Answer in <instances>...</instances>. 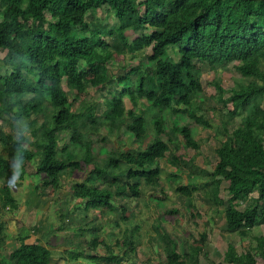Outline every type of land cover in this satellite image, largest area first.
Returning <instances> with one entry per match:
<instances>
[{
  "label": "trees",
  "instance_id": "trees-1",
  "mask_svg": "<svg viewBox=\"0 0 264 264\" xmlns=\"http://www.w3.org/2000/svg\"><path fill=\"white\" fill-rule=\"evenodd\" d=\"M0 2V51L5 52L1 61L5 68L0 74V121L8 116L14 123L30 119L27 133L33 139L28 141L24 136L26 130L22 129L15 137L12 127L8 133L0 132V149L4 153H0V178L12 171L10 159L23 170L26 163L38 158L35 172L44 176L45 187L55 189L63 172L77 173L82 171V165H92L83 182L71 186L72 197L83 201L86 210L115 212L112 204L116 199L140 196L141 182L158 184L159 161L170 151L169 145L176 143L175 148L199 150L193 130L181 125V121L189 119L204 129H213L214 136L222 140L214 151L217 160L206 177L209 181L198 182L193 173L188 177L189 184L177 185L174 191L185 199L188 209L193 194L201 191L214 208L224 207L228 233H236L240 239L250 237L255 242L252 249L242 253L229 243L223 263L211 264H258V259L264 264V237L251 235L255 227L264 224V73L259 67L264 58V0ZM105 6L116 21L113 25L96 18V11ZM129 31L136 35L132 40L126 36ZM109 48L114 52L107 51ZM146 49L150 54L137 66L115 80L108 78L113 54L133 58ZM195 62L213 70L233 64L242 80H252L237 83L229 91L215 83L216 101L231 106L226 108L225 119L219 125L214 126L199 112L204 104L202 74ZM63 81L78 94L89 87L108 85L110 98L105 101L100 124L93 112L88 119H80L84 112L71 110L62 89ZM125 99L131 104L130 109L126 108ZM141 101L147 103L149 110L158 111L152 119L154 136L148 142V121L142 116L145 112H136ZM195 104L196 109H192ZM164 111L178 120H173L174 132L167 139L162 138ZM37 117L42 120L40 124ZM236 118L239 122L234 125ZM82 121H88L94 131L106 127L111 133L124 128L141 148L134 152L111 151L103 164H98L93 141L79 130ZM64 133L69 135V143L60 147ZM71 145L83 154L71 150ZM172 160L176 162L175 157ZM193 160L181 163L188 169ZM122 165L125 167L120 168ZM169 178L178 179L175 174ZM223 183L227 185L226 200L220 197ZM0 206L10 211L17 209L8 185L0 188ZM4 237V224L0 221V264H50L48 246L26 244V237H20L18 248L4 258ZM161 239L168 238L162 235ZM207 240V233L200 234L188 253H178L166 241V264H199ZM97 243L96 239L90 241L93 248ZM126 253L106 255L99 260L122 261ZM77 255L72 259H77Z\"/></svg>",
  "mask_w": 264,
  "mask_h": 264
},
{
  "label": "rangeland",
  "instance_id": "rangeland-1",
  "mask_svg": "<svg viewBox=\"0 0 264 264\" xmlns=\"http://www.w3.org/2000/svg\"><path fill=\"white\" fill-rule=\"evenodd\" d=\"M2 6L3 3L0 2V21L2 19ZM96 18L103 24L109 22L113 25L116 22L108 13L106 6L96 11ZM90 19L91 16H88V20ZM73 34H75L74 30ZM126 36L132 40L136 35L129 31L126 32ZM107 51L111 53L114 52L111 48L107 49ZM148 54H150L149 49H146L142 54L135 55L133 58H131L130 55L115 56V54H113L114 58L108 65V78L115 80L119 76L124 75L130 68L137 66L140 61H143L144 56ZM4 56L5 52L0 51V74L5 68L1 64ZM171 58L177 60V56L175 55H172ZM195 64L202 74L201 100L204 101V104L200 105L202 110L199 112L214 126L219 125L225 119V112L227 109H230L231 106H224L216 101L217 89L215 88V83H218L225 91H229L235 88L237 83L243 82V84H246L252 80H242L240 75L234 70L233 64L215 70L211 69L206 64H200L198 62H195ZM259 67L260 71L264 73V58H262ZM111 84L112 83L109 85L111 86ZM62 89L67 94L71 110L74 112H84L80 115V119H88L91 115L90 113L93 112L95 121H97L98 124L101 123L103 112L106 110L104 105L105 101L110 98L108 85H102L98 88L89 87L85 93L78 94L74 90L68 89L63 81ZM124 102L127 109L132 107L128 100L125 99ZM196 105L197 104H195L192 109H196ZM148 108L145 101H141L136 106V112L144 111L145 114L142 116L148 121L147 139L145 142H148L154 136L152 119L158 114L157 110H149ZM163 114L166 115V125L164 126V135L162 138L167 139L170 137V133L174 132L172 126L173 120H178L177 118H171L168 111H164ZM37 118L42 122L40 117ZM29 122L30 119L23 118L17 123H14L11 117L8 116L3 122L0 121V130L4 133H8L10 131L9 129L12 127L14 137L18 135L21 129L26 130L24 136L29 141H33L29 133H27V125ZM238 122L239 118H236L234 125H237ZM185 124L190 126L193 130L194 139L199 143L200 147L197 152L182 146L175 148L174 144L176 143L169 145L170 151L159 161L161 175L158 184L146 185L144 182H141L140 196L138 198L128 196L122 197L123 199H116L112 204L113 207L116 208L115 212L105 209L101 211L91 209L89 211L88 209L83 210L84 202L81 200H77L73 197L58 198V203H56L54 208L55 217L51 212L48 221L50 222L49 227H52V224L55 223L54 225L57 227V230L55 229L54 231H60L62 235H57V237L51 241L49 237L47 245L54 248L63 244L65 245V243L69 246L72 245L70 246L72 248L65 252L67 256L75 255L77 252H80L78 255L80 259L78 260L89 264H91V262L99 263L104 261L98 258L96 260L95 258L83 256L84 251L86 254H89V251L94 250H98L100 256L110 254L122 256L124 252H127L123 259L133 264H164L168 252L166 241H169L178 253L182 250L188 253L189 248L195 244L199 235L202 233H207L208 240L204 248L205 254L200 257V264L222 262L223 253L226 249V245L229 243L234 245L238 253L252 249L255 246V242H253L250 237L240 239L236 233H228L225 230L223 218L224 207L214 208L209 199L199 191V193L193 194L191 198L192 206L188 209L185 204V199L174 191L177 185L185 186L189 184L190 179H188V177H191L193 173L197 176L198 182L204 183L209 181V178L206 177L211 174L217 160L214 151L219 147L220 140H222V137L214 136L213 129H204L194 124L189 119L183 120V122L181 121V125ZM78 127L83 134L90 136L95 151L99 152L96 153L95 156L98 164H103V159H105L107 153L111 151L134 152L141 148L134 137L124 132V128L120 131L111 133L107 132L106 127L94 131L91 129L88 121L79 122ZM60 138V147L64 143H69V135L67 133L62 134ZM102 139L104 140L102 141ZM178 140L181 142V137H179ZM24 146L28 147L26 144H24ZM69 148L71 150L74 149L76 152L79 150V148L74 145H71ZM0 153H3L1 149ZM79 153L82 155L83 151L79 150ZM66 156L69 157V153L66 154ZM173 157L176 158V162L172 160ZM64 158L66 157L64 156ZM190 160H193V164L187 169L181 162L188 163ZM13 161L16 170L14 169V171L12 170L8 175L5 174L0 178L1 187L5 185L16 187L18 185L17 182L19 179H17L15 175L22 169L17 161ZM37 164L38 158H34L26 163L22 171L24 175L26 176L27 173H31L32 176L35 175V180L38 179L39 176L35 174ZM194 166L196 167L195 170ZM124 167L125 165H122L120 168ZM82 168L81 173L76 177L78 182L84 180L86 175L93 169L92 165H82ZM114 172L117 173V169H114ZM170 174H175L178 179H170ZM226 186L227 185L223 183L220 192V197L225 200L227 198L225 191ZM11 193L13 194L12 191H10V194ZM70 205L74 211L82 208V211H84L82 214L85 216L82 221L76 220L74 214L71 218L67 215L64 217L65 209ZM243 208L245 207L243 206L239 209ZM172 210H175V213L167 212ZM59 214H62L63 217L60 218L58 216ZM69 230L72 231L74 234L73 236L65 233V231L68 232ZM51 233L54 232L52 231ZM162 235L167 236L168 239L165 241L162 240ZM251 235L254 237H264V224L255 227ZM94 239L98 242L97 248H93L90 244V241H94ZM100 240L102 242H100ZM50 243L51 245H49ZM124 243L129 244L128 247ZM82 248L85 250H81ZM56 256L62 257V255L57 253L55 257ZM65 262L66 264H75V261L71 260L70 257H68L67 260L65 259ZM257 262L260 264L259 259Z\"/></svg>",
  "mask_w": 264,
  "mask_h": 264
},
{
  "label": "crops",
  "instance_id": "crops-1",
  "mask_svg": "<svg viewBox=\"0 0 264 264\" xmlns=\"http://www.w3.org/2000/svg\"><path fill=\"white\" fill-rule=\"evenodd\" d=\"M38 123L40 124V121ZM94 152L99 153L98 151H95V149ZM13 160L14 159H10V162H12V164L14 162ZM14 167L15 165L13 164L12 165L13 171L14 169L16 170V168ZM22 171L23 170H20V172L17 175H15V177L19 179L17 182L18 185L16 187L14 186L12 187L8 185L9 190L11 189L10 191L13 192V194L11 193V196L17 203V209L14 211H10L8 208L2 209V207L0 206V221L4 224V234H5L4 243L1 248V254L4 256V258H7L14 250L18 248L19 246L18 239L20 237H26L25 243L29 245L37 244V243H40L42 245H47L48 243L47 240L49 237L51 238L50 239L51 241L52 239L54 240L57 237V235H62L61 234L62 232L54 231L55 229L57 230V227L54 225L55 223L52 224V227L51 226L49 227V223H50L48 221L49 214L52 212L53 216L55 217L54 208L56 203H58L57 199L72 197L71 186H73L76 183L83 182V180L81 182H78L77 181L78 179H76L78 174L81 172L70 173L69 171H65L61 174V177L59 178V185L55 189H53L51 187H45L43 185L44 182L43 175H38L35 172V174L39 176V178L35 180L34 178L35 175L32 176L31 173H27V175L25 176L24 172ZM6 174L8 175L9 173ZM21 175L23 176L21 177ZM256 196H257L256 194L253 195L254 198ZM89 210L90 209H88V211ZM82 213H84V211H82V208L76 209L74 211L72 209V206L70 205L69 207H67V209H65L64 217L67 215L68 217L71 218L72 215L74 214L76 220L78 219L79 221H82V219L85 217L84 214ZM61 215L62 214H59L58 216L60 217ZM52 231L54 233H51ZM65 233L70 234V236L74 235L71 230H69L68 232L65 231ZM100 242L102 241L100 240ZM49 245H51V243ZM70 246L66 243L65 245L63 244L60 245L59 247L57 246V248L48 246L51 252L50 264H66L65 259L67 260L68 257H70L71 260L75 261V264H89V263H84V261L83 262L79 261L78 259H80V257L78 255L76 257L77 259L74 258L72 259V257L76 256V254H79L80 252H77L75 255L67 256V253L65 252L68 249L72 248ZM81 250H85V249L82 248ZM56 253L62 255V257L61 256L55 257ZM88 253L89 254H86V252L84 251L83 256L88 258H95L96 260L97 258L99 259L101 257H104V255L100 256L98 250L89 251ZM204 254L205 251L203 250L200 257ZM200 257H199V264H200ZM91 264L94 263L91 262ZM164 264H166V258Z\"/></svg>",
  "mask_w": 264,
  "mask_h": 264
},
{
  "label": "built area",
  "instance_id": "built-area-1",
  "mask_svg": "<svg viewBox=\"0 0 264 264\" xmlns=\"http://www.w3.org/2000/svg\"><path fill=\"white\" fill-rule=\"evenodd\" d=\"M94 264H132L128 261L122 260V261H118V262H99V263H94Z\"/></svg>",
  "mask_w": 264,
  "mask_h": 264
}]
</instances>
